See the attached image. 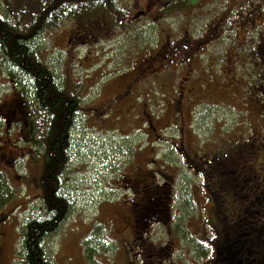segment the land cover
<instances>
[{"label":"rangeland","instance_id":"374dc122","mask_svg":"<svg viewBox=\"0 0 264 264\" xmlns=\"http://www.w3.org/2000/svg\"><path fill=\"white\" fill-rule=\"evenodd\" d=\"M156 2L153 0L149 6L153 8ZM119 3L134 11L136 22L132 28L116 30L112 38L88 47L70 46L68 41L76 26L72 21H65L55 30L43 32L36 41L46 64L68 87H79L81 102L86 108L90 107L85 108L78 119L65 178L72 210L47 240L49 259L53 264H158L156 256L160 250L157 247L167 246L170 256L165 255L159 264H210L215 252L209 251L212 248L209 237L221 230L216 205L209 198L206 187L207 184L210 187L211 179L206 172L190 168L188 162L179 157L181 162L168 142L158 140L157 134L168 138L167 135L174 137L175 131L166 129L160 120L154 126H146L144 106L135 109L131 116L111 111L110 117L105 111L96 120L94 115H88L91 106L99 105L105 91L109 96L123 82L122 78L115 77V86H110L106 80L125 70L132 59L147 49L152 51L151 43H157L160 35L158 28L171 20L162 17L157 21L155 15L147 21L138 17L140 9L147 7V0H119ZM208 4L210 18L217 20L222 11L218 6L222 3ZM202 17L205 14L192 15L186 20L192 29L191 22H198ZM226 17L223 35L201 58L211 61L210 66L206 63L203 66L207 71L204 93L208 96L206 101L212 104L202 105L195 112L193 149L200 158L207 155L208 159L218 150L225 158L227 154L235 158L249 149L241 156L256 169V175L263 174L264 95L245 85L238 93L237 85L224 75L238 71L247 82L256 80L259 75L258 81L264 83V63L260 62L264 57V28L248 33L238 27L243 20L242 14L227 12ZM180 18L183 17L178 15ZM255 64L263 69L256 76ZM12 91L13 75L0 63V100L3 99L0 102V106L3 104L0 108V146L15 156L21 154L26 161V154H22L26 146L15 144L19 138L11 129L12 123L4 125V121L8 122L6 116L11 115L6 108L12 104ZM159 108L162 106L150 103L148 109L157 113ZM151 163L154 164L152 171L148 166ZM24 167L27 168L28 163ZM16 169H10L8 175L0 173L6 184L13 187L8 185L10 198L7 204L0 205V264H24L22 229L33 214L42 210L38 200L41 189L33 184L34 181L28 182L27 173H18ZM151 175L156 181H164L168 176L171 179L173 216L165 223H153L149 233L137 238L130 200L133 190L125 185V180L129 176L141 181L146 179L150 184ZM20 183L26 184L27 193ZM223 195V208L233 214L231 200L227 194ZM201 248L208 250L201 254Z\"/></svg>","mask_w":264,"mask_h":264},{"label":"trees","instance_id":"16d2710c","mask_svg":"<svg viewBox=\"0 0 264 264\" xmlns=\"http://www.w3.org/2000/svg\"><path fill=\"white\" fill-rule=\"evenodd\" d=\"M133 12L123 7L119 0H0V63L13 78L18 76L39 102L50 106L49 114L55 116L51 152L40 178V198L45 211L24 223L21 233L24 264H53L48 256L47 240L72 210L65 178L70 166L73 134L77 131L71 108L81 100L79 87H68L46 64L36 41L43 32L72 21L76 28L70 35L69 45L92 46L112 38L116 30L134 27ZM221 152L212 156L211 168L217 180L208 189L216 205L221 230L217 235H208L212 241L209 251L215 252L214 264H264V173L256 175V169L241 156L244 152L235 158L232 154L225 158ZM0 172L8 175L3 168ZM5 184L6 180L0 176L1 206L10 198V183ZM171 184L167 178L162 184L155 180L151 192L141 201L134 199L133 192L137 238H143L151 222L165 223L171 218L174 200ZM223 194L231 200L233 214L223 208ZM163 202L167 204L161 209L158 205ZM144 212L151 215L145 218ZM157 248L160 250L156 256L159 264L169 252L167 246ZM206 249L201 248V254L207 252Z\"/></svg>","mask_w":264,"mask_h":264},{"label":"flooded vegetation","instance_id":"af4514ba","mask_svg":"<svg viewBox=\"0 0 264 264\" xmlns=\"http://www.w3.org/2000/svg\"><path fill=\"white\" fill-rule=\"evenodd\" d=\"M152 1L147 0V7L140 9L137 16L144 18L145 21L151 19L152 15L156 16L157 21L162 17H170L171 20L165 19L168 23L158 28L160 35L157 43H151L154 47L152 51L147 49L137 58L132 59V63L125 70L108 80L110 86H115V77L122 78L123 82L115 93L108 96L105 91V95L103 94L98 102L99 105L91 106V114L95 116L96 120H99L105 111V114L110 117H112L111 111L131 116L135 109L144 106L143 109L147 112L146 118H144L145 124L154 126V123L160 120L170 131L174 130L176 134L173 138L169 136L167 141L172 144L175 153L188 162L190 168L206 171L211 179L209 185L212 187L215 181L213 179L216 176L210 167V161L207 155L203 158L197 155L193 149L194 141L192 139L195 110L199 106L210 103V101H206L208 96L204 93L207 89V71L203 63L210 66L211 61L201 58L207 49L223 35L222 25L226 24L228 20L227 12L236 15L242 14L243 20L241 26L238 27L245 32L247 30L248 33H251L258 28H264V0H157L155 3L157 5L153 8L149 6ZM212 1L222 3L218 6L222 10L221 16H218V19L214 21L210 18L208 10V3ZM203 14L205 17H202L200 21L191 22V29V24L187 23L186 17L189 18L192 15L200 17ZM178 15L183 18L178 19ZM144 26L143 28H145ZM260 62L264 63V57H261ZM256 68L258 70L255 72V76L263 72L262 68ZM224 76L230 78L237 85L238 93L245 85L256 89L263 97L264 83L258 81L259 75L256 80L248 82L238 71L228 72ZM28 90L18 76L13 78L12 104L6 108L11 115L6 116L5 119L8 122L4 121V125L12 123L11 129L19 138L15 144L26 146V151L22 154H26L27 158L28 182L34 181L33 184L39 186L40 189L41 174L47 167V158L51 152L50 138L55 116H50V106L39 102L36 95ZM227 91L223 92L229 93ZM0 102H3V99ZM150 103L159 104L162 108H159L157 113L149 111ZM2 106L3 104L0 106L1 109ZM170 109L172 111L168 113ZM71 110H73L74 121L77 125L82 111L81 100L76 101ZM110 117L105 119L104 123ZM62 130L64 131V128ZM157 137L158 140L164 139L161 134H157ZM23 158L21 154L15 156L11 151H5L4 147L0 146V171L3 168L6 173H9L10 169L14 170L18 166L23 170L25 168L24 163L21 162ZM206 165H209L208 169ZM142 170L145 172L143 168ZM153 176L151 175L153 181L150 184L145 182L146 179L141 181L128 176L125 185L133 190L136 199L142 200L147 193L151 192L150 187L155 183ZM166 189H169V185ZM39 197H42V193L39 194ZM164 197L172 199L171 196ZM169 199L168 201H171ZM165 204L167 203L163 202L158 206L162 209L161 206ZM150 215L145 212V218ZM214 263L216 262L212 258L210 264Z\"/></svg>","mask_w":264,"mask_h":264}]
</instances>
